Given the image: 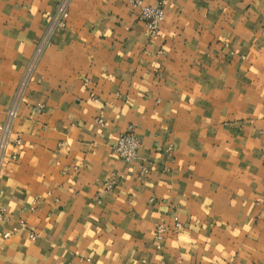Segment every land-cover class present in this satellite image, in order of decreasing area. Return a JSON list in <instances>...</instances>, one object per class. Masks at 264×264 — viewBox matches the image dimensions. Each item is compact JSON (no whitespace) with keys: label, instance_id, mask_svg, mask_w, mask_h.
I'll return each mask as SVG.
<instances>
[{"label":"crops","instance_id":"crops-1","mask_svg":"<svg viewBox=\"0 0 264 264\" xmlns=\"http://www.w3.org/2000/svg\"><path fill=\"white\" fill-rule=\"evenodd\" d=\"M57 1L0 0V124ZM162 1L155 37L70 1L0 160V264H264V0Z\"/></svg>","mask_w":264,"mask_h":264},{"label":"built area","instance_id":"built-area-1","mask_svg":"<svg viewBox=\"0 0 264 264\" xmlns=\"http://www.w3.org/2000/svg\"><path fill=\"white\" fill-rule=\"evenodd\" d=\"M71 0H58L53 13L49 17L46 25L45 32L43 33L41 39L39 40L37 46L34 49L31 58L22 74V77L18 83L15 90L12 101L6 112V117L2 124H0V160L3 157V152L8 143L11 126L14 118L17 115V108L20 99L25 91L28 80L36 66V63L45 47L46 43L49 41L50 37L54 31L60 27H63L69 15V4ZM126 2L138 12V17L142 21L147 33L151 37H155L159 33V27L165 18L164 2L159 0L155 4H145L142 0H126ZM99 122L102 120L97 119ZM16 143L19 139L15 140ZM139 139L135 133L133 125H129L123 132H121L116 141L112 145V150L118 155L120 159L126 162L135 161L138 157ZM115 184V179H108L104 182L101 190L109 191L112 190ZM175 227L178 229L180 224L178 218L174 216ZM19 227L28 231L29 237L34 239L36 237L35 233L31 230H27V224L24 221H20ZM16 227H12L11 230L4 232L3 236L7 237L11 234V231H15ZM163 231V226L160 225L157 230V238H160Z\"/></svg>","mask_w":264,"mask_h":264}]
</instances>
